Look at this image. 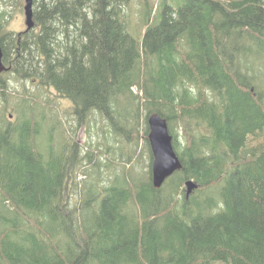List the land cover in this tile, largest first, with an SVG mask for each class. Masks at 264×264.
I'll list each match as a JSON object with an SVG mask.
<instances>
[{
	"label": "trees",
	"instance_id": "obj_1",
	"mask_svg": "<svg viewBox=\"0 0 264 264\" xmlns=\"http://www.w3.org/2000/svg\"><path fill=\"white\" fill-rule=\"evenodd\" d=\"M33 1L32 30L0 22L4 74L70 101L78 122L94 112L120 131L157 113L182 169L158 190L151 169L116 177L70 207L67 144L44 170L40 122L20 105L0 125V264H264V2L161 3L136 41L131 0Z\"/></svg>",
	"mask_w": 264,
	"mask_h": 264
},
{
	"label": "rangeland",
	"instance_id": "obj_2",
	"mask_svg": "<svg viewBox=\"0 0 264 264\" xmlns=\"http://www.w3.org/2000/svg\"><path fill=\"white\" fill-rule=\"evenodd\" d=\"M31 1L35 10L36 1ZM179 2L180 0H131L124 15L128 34L136 41L140 40L146 28V12H151L150 22L154 24L159 21L157 13L161 3L176 8ZM24 6L25 0H0V14L3 16L0 22L5 23V31L25 30ZM2 74L0 85L5 88L0 87V125H4L2 121L10 123L11 127L18 125L20 105H23L27 114H35L41 127L38 142L41 151L46 153L44 170L60 169L57 162L60 148L63 143L67 144L64 156L68 160L63 169H70V180L64 203L70 207L82 204L91 192L96 195L101 192L97 195L99 199L105 187H110L116 177L126 174L130 178L145 179L152 161L149 158L151 152L145 146L148 143L144 131L147 123H144L143 112H137L136 108L140 106L137 100L129 108L135 109L137 118L134 117L129 125L118 131L112 123L94 112L86 120L78 122L70 101L61 98L53 90L30 80L16 79L10 73ZM257 86L259 87L258 83ZM177 125L178 123L175 126ZM182 127L180 123L174 128L180 142L183 141ZM50 147L55 149L54 154H49ZM71 157L74 158L72 161Z\"/></svg>",
	"mask_w": 264,
	"mask_h": 264
},
{
	"label": "water",
	"instance_id": "obj_3",
	"mask_svg": "<svg viewBox=\"0 0 264 264\" xmlns=\"http://www.w3.org/2000/svg\"><path fill=\"white\" fill-rule=\"evenodd\" d=\"M24 25L25 31H30L34 28L33 6L31 0H25ZM3 52L0 47V75L7 71V68L2 63ZM147 122L148 134L147 141L149 144L152 163H151V183L154 189H160L164 182L170 178L175 172L182 169V164L176 155L166 119L157 113H151L145 120ZM197 184L189 180L185 183V193L188 198L190 193L197 189Z\"/></svg>",
	"mask_w": 264,
	"mask_h": 264
},
{
	"label": "bare ground",
	"instance_id": "obj_4",
	"mask_svg": "<svg viewBox=\"0 0 264 264\" xmlns=\"http://www.w3.org/2000/svg\"><path fill=\"white\" fill-rule=\"evenodd\" d=\"M187 198V197H186Z\"/></svg>",
	"mask_w": 264,
	"mask_h": 264
}]
</instances>
